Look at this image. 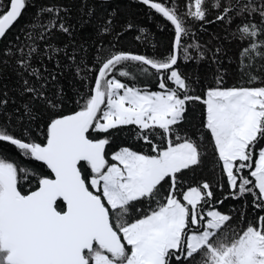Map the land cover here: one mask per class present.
I'll return each instance as SVG.
<instances>
[{
    "label": "snow or ice",
    "instance_id": "1",
    "mask_svg": "<svg viewBox=\"0 0 264 264\" xmlns=\"http://www.w3.org/2000/svg\"><path fill=\"white\" fill-rule=\"evenodd\" d=\"M136 2L162 18L163 52L125 50L134 25H117L114 12L94 50L78 44L62 0L42 4L0 48V81L10 71L17 85L0 82V264H264V0ZM27 6L0 0V41ZM134 39L148 36L141 28ZM225 39L238 45L235 57ZM181 61H206L214 83L194 94ZM65 75L80 85L70 114ZM195 103L203 120L189 131ZM124 131L148 150L120 146L109 156L110 138ZM208 138L218 179L186 183ZM229 199L240 208L221 211Z\"/></svg>",
    "mask_w": 264,
    "mask_h": 264
},
{
    "label": "trees",
    "instance_id": "2",
    "mask_svg": "<svg viewBox=\"0 0 264 264\" xmlns=\"http://www.w3.org/2000/svg\"><path fill=\"white\" fill-rule=\"evenodd\" d=\"M48 0H28V6L24 9L20 19L12 26V28L6 34L4 40L0 41V48H4L9 41H12L17 35L18 31L22 26L26 24L36 13V10ZM63 3L68 4L71 11V23L75 26V40L79 43H85L87 47L94 50L96 36V29L100 26L103 20L107 17L109 13L114 12V21L117 25L122 26L126 22H131L134 25L132 31L125 34L121 40V44L125 50H131L132 52L149 55L151 56L155 51L163 52L169 43V33L167 31H161L160 25L163 24L162 18L150 14L149 9L146 6L139 4L136 0H111L107 4L102 3V0H87L86 6L81 10L82 0H62ZM88 8H92L93 15L91 17L85 15ZM150 15L152 18H150ZM87 21V23H84ZM143 28L145 34L148 36V40L137 41L134 39L135 35L139 34V29ZM212 30L220 33L222 36L224 32L222 29L216 26H212ZM59 35V34H58ZM64 37H61L58 41L63 43ZM203 39H207V36H203ZM155 46V47H154ZM223 46L228 48L230 51L228 55L235 57L238 51V45L235 43H228L227 39L224 40ZM225 67L228 66L227 61L224 64ZM51 67V65H49ZM180 70L185 73L194 82V94L201 95L204 89L209 85L213 84L212 74L213 68H209L207 62L197 63L195 61H190L185 64L183 61L180 62ZM7 84L9 88H15L16 77L11 74V72H6L4 78L0 81ZM234 83V77L230 75L227 79L225 86H232ZM59 87L66 93L69 97L68 102L65 104L63 111L65 114H70L75 108V100L78 98L74 92L73 88L79 89V82H73L70 75H65L60 78ZM148 87L151 90H157L155 83H150ZM14 99L19 101V97L12 93ZM14 107V105H9V110ZM203 106L199 103L190 104L187 113V124L189 131H193L196 126L201 125L203 120ZM42 125H34V130L32 131V136L35 137L37 141H42L43 137L39 135ZM11 131V129H9ZM203 131V129H201ZM19 134V130H17ZM95 135V134H92ZM205 145V155L203 156V164L193 170L185 171L183 174L186 183L195 185L199 181L208 180L215 184L218 179L217 171H213L215 168L214 152L211 146L210 138L204 141ZM120 146H130L138 151H147V146L141 143H137L134 136L128 131L117 133L110 138V144L107 146V151L109 156L115 150H118ZM9 152H14L12 149H8ZM41 166L39 164L35 165V170L39 171ZM35 186V181L33 179V187ZM29 190L27 183L23 184L21 187L22 192ZM227 191V189H225ZM213 191L217 198H222V194L214 186ZM250 200V198H249ZM241 206V201L226 200L222 206H219L221 211H228L230 208L236 207L239 209ZM257 213L253 212L251 205L247 206L246 216L251 219L253 215ZM264 214V213H259ZM235 223V221H233Z\"/></svg>",
    "mask_w": 264,
    "mask_h": 264
},
{
    "label": "water",
    "instance_id": "3",
    "mask_svg": "<svg viewBox=\"0 0 264 264\" xmlns=\"http://www.w3.org/2000/svg\"><path fill=\"white\" fill-rule=\"evenodd\" d=\"M109 1H111V0H109Z\"/></svg>",
    "mask_w": 264,
    "mask_h": 264
}]
</instances>
